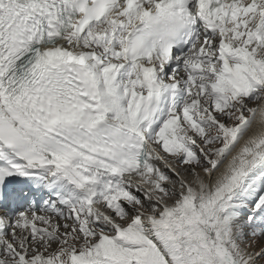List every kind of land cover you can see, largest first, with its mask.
<instances>
[{
    "label": "snow or ice",
    "instance_id": "obj_1",
    "mask_svg": "<svg viewBox=\"0 0 264 264\" xmlns=\"http://www.w3.org/2000/svg\"><path fill=\"white\" fill-rule=\"evenodd\" d=\"M0 264H264V0H0Z\"/></svg>",
    "mask_w": 264,
    "mask_h": 264
}]
</instances>
